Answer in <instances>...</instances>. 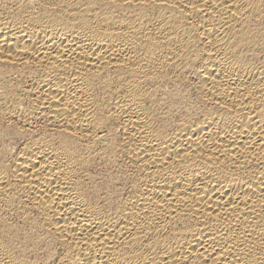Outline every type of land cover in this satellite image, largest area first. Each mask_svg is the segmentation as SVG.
I'll list each match as a JSON object with an SVG mask.
<instances>
[{
	"label": "bare ground",
	"instance_id": "obj_1",
	"mask_svg": "<svg viewBox=\"0 0 264 264\" xmlns=\"http://www.w3.org/2000/svg\"><path fill=\"white\" fill-rule=\"evenodd\" d=\"M0 264H264V0H0Z\"/></svg>",
	"mask_w": 264,
	"mask_h": 264
}]
</instances>
